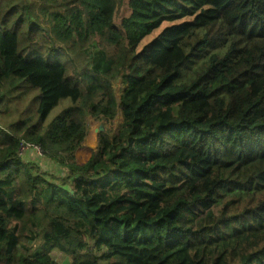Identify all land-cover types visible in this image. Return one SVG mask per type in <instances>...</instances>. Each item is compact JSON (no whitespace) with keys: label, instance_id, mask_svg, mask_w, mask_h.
Listing matches in <instances>:
<instances>
[{"label":"trees","instance_id":"1","mask_svg":"<svg viewBox=\"0 0 264 264\" xmlns=\"http://www.w3.org/2000/svg\"><path fill=\"white\" fill-rule=\"evenodd\" d=\"M244 18L264 25V0H0V99L39 91L0 131V264H264V35ZM119 110L79 164L89 117ZM199 157L202 176L185 168Z\"/></svg>","mask_w":264,"mask_h":264},{"label":"rangeland","instance_id":"2","mask_svg":"<svg viewBox=\"0 0 264 264\" xmlns=\"http://www.w3.org/2000/svg\"><path fill=\"white\" fill-rule=\"evenodd\" d=\"M165 24L166 22H164L151 35L144 38L142 44L151 39L160 29H162ZM241 33L246 35L247 37L262 36L264 35V25L253 24L250 20L244 18L241 20ZM98 47V39H96L83 49L87 59L85 63L86 65L92 61V55L98 49ZM8 87L21 96V101L16 108V104L14 102L10 103L7 97H2L0 99V131H5L7 128H9L10 122H16L20 118L33 117L36 113V107L39 101L38 89H31L28 88L25 84L18 85L15 82L10 83ZM114 87L116 92V99L117 101H119L125 84L122 79L119 78L115 80ZM69 103V100H63L50 112L47 121H50L61 108L68 105ZM185 104L190 105L193 110L197 111L203 109L207 105V101H186ZM7 112H9L10 114H7ZM121 121V110H119L116 116L108 123L89 117V129L86 140L76 152L77 162L79 164L84 163L90 157L91 153L96 149L97 134L99 131H104L105 128H113ZM140 134H142V131L138 133V135ZM24 158L35 162L42 171L54 173L57 177L63 176L64 168L61 165L57 164L51 158L47 157L45 154H38L36 151L33 153L27 152L24 155ZM185 168L194 175L202 176L209 171V162L207 158L199 157L192 161L190 164L185 165ZM153 178L155 180H165L166 174L162 172L160 174L154 175ZM55 257L57 262L60 264L68 263L72 260L71 255L65 254L58 250L55 251ZM101 263L107 264L103 259H101Z\"/></svg>","mask_w":264,"mask_h":264},{"label":"built area","instance_id":"3","mask_svg":"<svg viewBox=\"0 0 264 264\" xmlns=\"http://www.w3.org/2000/svg\"><path fill=\"white\" fill-rule=\"evenodd\" d=\"M18 143L20 146V148L18 150V153L20 156H22V152L25 149H31L33 151H36L38 154H42V150H41L40 146L34 142L26 141V140L20 138L18 140Z\"/></svg>","mask_w":264,"mask_h":264},{"label":"crops","instance_id":"4","mask_svg":"<svg viewBox=\"0 0 264 264\" xmlns=\"http://www.w3.org/2000/svg\"><path fill=\"white\" fill-rule=\"evenodd\" d=\"M10 103H11V102H10ZM7 114H10V113L7 112ZM2 133H3V131H2ZM19 148H20V146L18 145V150H19ZM27 152L33 153V152H35V151H33V150H31V149H25V150H23V152H22V156H24ZM27 160H29V159H27Z\"/></svg>","mask_w":264,"mask_h":264},{"label":"clouds","instance_id":"5","mask_svg":"<svg viewBox=\"0 0 264 264\" xmlns=\"http://www.w3.org/2000/svg\"><path fill=\"white\" fill-rule=\"evenodd\" d=\"M22 139V138H21ZM30 142H32V141H30ZM37 144V143H36ZM18 145H19V143H18ZM19 154V153H18ZM24 157V156H23Z\"/></svg>","mask_w":264,"mask_h":264}]
</instances>
